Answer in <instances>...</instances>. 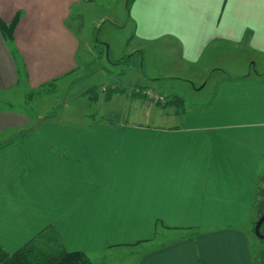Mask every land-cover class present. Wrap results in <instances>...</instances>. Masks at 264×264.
Returning <instances> with one entry per match:
<instances>
[{
  "label": "crops",
  "instance_id": "0c3cea01",
  "mask_svg": "<svg viewBox=\"0 0 264 264\" xmlns=\"http://www.w3.org/2000/svg\"><path fill=\"white\" fill-rule=\"evenodd\" d=\"M93 1L0 0L1 23L20 17L10 38L0 28V92L75 72L69 21ZM126 23L141 72L127 92L114 85L109 100L124 97L133 113L24 130L21 114L0 107V249L14 254L54 229L68 252L87 257L143 248L138 264H259L250 227L264 216V78L221 76L200 109L163 84L171 65L203 90L194 76L211 67L201 63L229 45L264 70V0H129Z\"/></svg>",
  "mask_w": 264,
  "mask_h": 264
},
{
  "label": "rangeland",
  "instance_id": "374dc122",
  "mask_svg": "<svg viewBox=\"0 0 264 264\" xmlns=\"http://www.w3.org/2000/svg\"><path fill=\"white\" fill-rule=\"evenodd\" d=\"M128 2L129 0H95L87 4V9L81 13V17L69 21L70 29L79 43L76 55L78 69L39 89H30L20 83L13 90L0 92V107L21 114L26 123L28 121L23 127L24 130L31 129L33 125H40L44 119L72 128H83L95 120L113 121L115 115L125 117L127 112L134 111L132 106L122 105L124 97L114 100L113 98L105 99L114 85H118L120 89L127 92L129 90L127 87L130 84L134 85L131 79L136 77L133 73L130 78V74L141 67V57L130 60L131 54L138 53H132L134 42H130L131 38L129 39L130 30L126 23ZM74 15L77 13L75 12ZM75 21L76 24H74ZM229 46L226 52L225 48L218 53L209 52L208 54L220 55L205 58L201 63V69L211 67L209 75L199 71L194 76V78L201 77L206 80L207 86L203 90L199 88L200 85H197L198 91H195L192 83H188L189 73L181 70L172 71L171 65L167 66L165 71H171L173 78L164 81V88L172 87L176 95L187 99L186 108L200 109L212 101L215 84L221 76L252 74L264 78L262 73L264 70L259 69L261 66L257 70L251 67L253 60L259 59L258 56H251L244 50H238L239 47ZM157 53L158 58L163 54L160 51ZM127 106L130 107L127 108ZM126 119H128L127 116ZM13 130H8L4 134L7 138L1 139L3 144L12 141ZM255 227L256 225L250 227V230L252 229L251 244L255 253L258 254V251H264V239L257 236ZM186 234L193 240L200 237L198 235L200 233L188 232ZM171 240H173L172 237L167 240L163 238L165 244L171 243ZM142 253L143 248H124L90 254L88 257L90 264H138Z\"/></svg>",
  "mask_w": 264,
  "mask_h": 264
},
{
  "label": "trees",
  "instance_id": "16d2710c",
  "mask_svg": "<svg viewBox=\"0 0 264 264\" xmlns=\"http://www.w3.org/2000/svg\"><path fill=\"white\" fill-rule=\"evenodd\" d=\"M18 16L11 25L0 22V28L7 38L13 34L19 22ZM114 90L109 91L106 99H110ZM182 101V100H181ZM183 102V101H182ZM264 224L261 228L263 232ZM259 264H264V251L259 253ZM89 257L81 252H68L54 229H48L39 234L24 248L14 254L0 249V264H90Z\"/></svg>",
  "mask_w": 264,
  "mask_h": 264
},
{
  "label": "built area",
  "instance_id": "2783aa9c",
  "mask_svg": "<svg viewBox=\"0 0 264 264\" xmlns=\"http://www.w3.org/2000/svg\"><path fill=\"white\" fill-rule=\"evenodd\" d=\"M143 93L149 101H153L155 103L156 102H158V103H165L166 102L165 98L155 95L152 91H145Z\"/></svg>",
  "mask_w": 264,
  "mask_h": 264
},
{
  "label": "water",
  "instance_id": "95a60500",
  "mask_svg": "<svg viewBox=\"0 0 264 264\" xmlns=\"http://www.w3.org/2000/svg\"><path fill=\"white\" fill-rule=\"evenodd\" d=\"M264 224V216H262L258 222L256 223V227H255V233L257 234V236L260 238V239H264V234L261 233V228Z\"/></svg>",
  "mask_w": 264,
  "mask_h": 264
}]
</instances>
